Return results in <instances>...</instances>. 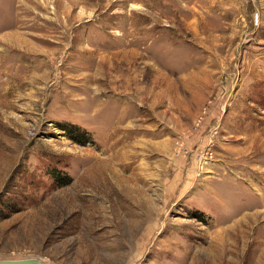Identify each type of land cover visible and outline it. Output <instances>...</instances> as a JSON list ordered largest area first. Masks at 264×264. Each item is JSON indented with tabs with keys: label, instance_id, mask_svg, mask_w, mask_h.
Returning <instances> with one entry per match:
<instances>
[{
	"label": "rangeland",
	"instance_id": "1",
	"mask_svg": "<svg viewBox=\"0 0 264 264\" xmlns=\"http://www.w3.org/2000/svg\"><path fill=\"white\" fill-rule=\"evenodd\" d=\"M27 259L264 264V0H0V261Z\"/></svg>",
	"mask_w": 264,
	"mask_h": 264
},
{
	"label": "water",
	"instance_id": "2",
	"mask_svg": "<svg viewBox=\"0 0 264 264\" xmlns=\"http://www.w3.org/2000/svg\"><path fill=\"white\" fill-rule=\"evenodd\" d=\"M0 264H50L35 259L0 261Z\"/></svg>",
	"mask_w": 264,
	"mask_h": 264
},
{
	"label": "trees",
	"instance_id": "3",
	"mask_svg": "<svg viewBox=\"0 0 264 264\" xmlns=\"http://www.w3.org/2000/svg\"><path fill=\"white\" fill-rule=\"evenodd\" d=\"M67 129H70V131H73V132L76 131V132H77V135H78L79 137H82V138H83L84 135H85L83 132H81V131H79V130H78V131H77V130H74V129L71 128V127H65L63 131H65V130H67ZM87 143H88V142H87ZM69 181H70V179L68 178V180H67L66 183H68Z\"/></svg>",
	"mask_w": 264,
	"mask_h": 264
}]
</instances>
